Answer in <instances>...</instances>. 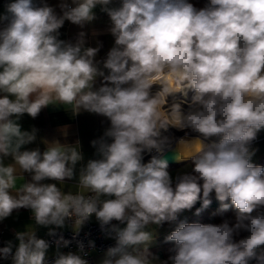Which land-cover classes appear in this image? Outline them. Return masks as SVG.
I'll return each instance as SVG.
<instances>
[{"label": "clouds", "instance_id": "1", "mask_svg": "<svg viewBox=\"0 0 264 264\" xmlns=\"http://www.w3.org/2000/svg\"><path fill=\"white\" fill-rule=\"evenodd\" d=\"M110 3L72 0L70 6L62 0L58 16L46 3L13 0L0 16L8 21L0 29V221L25 208L35 225L63 228L72 221L78 231L95 216L102 230L111 226L116 240L102 264H264V166L251 162L250 147L264 130V0H209L199 10L188 0ZM97 5L110 17L115 37L103 62L107 75L94 61L99 48L85 46L84 32L75 43L58 38L66 20L81 27L92 22ZM97 77L103 82L93 90ZM153 85L160 90L153 93ZM189 92L196 107L185 113L175 95L187 98ZM49 105L110 121L91 141L100 158L81 166L78 177L79 142L54 140L43 152L22 150L36 140V130H22L18 121L24 114L36 118ZM170 127L199 134L176 141V159H191L193 167L175 178L164 157L172 148L164 135ZM212 137L219 139L205 142ZM153 150L157 155L144 163V153ZM22 173L31 174V182L17 187ZM66 179H77L76 191L61 187ZM213 191L220 213L236 210L234 222H180L166 237L175 242L172 255L160 261L149 251L154 233L147 227L177 221L202 199L199 215ZM241 233L247 235L235 239ZM16 238L14 255L8 242L0 257L45 264L50 245L32 225ZM55 243L59 248L70 241L61 235ZM78 248L83 252L84 243ZM53 264L88 262L70 252Z\"/></svg>", "mask_w": 264, "mask_h": 264}, {"label": "crops", "instance_id": "2", "mask_svg": "<svg viewBox=\"0 0 264 264\" xmlns=\"http://www.w3.org/2000/svg\"><path fill=\"white\" fill-rule=\"evenodd\" d=\"M11 2H13V0H0V16L6 14V5ZM61 2L62 0H34V3L37 6H43V4L46 3L54 9L58 16L63 14L60 8ZM188 2L192 3L194 7L199 10L204 8L209 3V0H188ZM67 3L70 6H75L72 4V0H67ZM120 5L121 0H111L108 7L117 8ZM101 8V5H97L93 9L96 18L92 22L84 24L82 27L66 20L63 26L59 29L60 34L58 38L65 42L75 43L79 38V33L84 32L85 46L99 48L94 61L97 63L98 68L104 71L105 75H107L109 70L103 67V62L106 60L108 52L115 45V37L110 32V28L112 27L110 17L106 12L102 11ZM7 24L8 21L6 20L0 21V29L6 27ZM102 82L103 78L97 77L93 90L98 89L102 85ZM18 122L20 123L22 130H36V140L31 144L23 146L22 150H34L40 148L41 152H43L46 149L45 142L50 143L54 140H59L62 145H75L79 142L83 160L77 164V177L79 168L86 165L88 160L100 158L97 154L96 148L92 146L91 141L98 140L103 136L105 130L110 127V121L102 115L90 113L83 109H81L79 113L74 114L71 106L64 107L63 105H49L48 107L43 108L36 118L24 114ZM212 141L213 138L210 139V142ZM175 143L176 142L174 141L172 144ZM206 143L208 142L206 141ZM263 150L264 149L261 150L257 148L254 158L257 159L260 157ZM11 162L10 157L5 159L6 164ZM22 175L24 180L23 178L18 179L17 187H19L24 181L31 182V174L22 173ZM77 182V179H66L64 185H61V187L64 188L65 191H68L70 188L71 190L76 191L75 184ZM42 183H55V181L46 180ZM90 221L95 222L97 220L95 216H93ZM29 225L34 227L37 237L46 236L50 229L57 228L54 225L48 227L35 225L30 209L21 208L19 210H14L11 216L0 221V248L7 246L8 242H11L12 253H14L19 245L16 233L25 231ZM68 228L73 227L66 224L63 228L59 229L65 230ZM158 239H166V237H158ZM159 250V240L158 244L149 245V251L152 254H155ZM61 252V247L58 248L57 245H50L46 252V257ZM106 252L107 251H91L92 261L105 259ZM161 257L163 258V256ZM162 260H164V258ZM0 264H13L12 256H9L7 259L0 257Z\"/></svg>", "mask_w": 264, "mask_h": 264}, {"label": "built area", "instance_id": "3", "mask_svg": "<svg viewBox=\"0 0 264 264\" xmlns=\"http://www.w3.org/2000/svg\"><path fill=\"white\" fill-rule=\"evenodd\" d=\"M153 91V90H151ZM194 93H191L189 95V98L192 97ZM178 97V96H176ZM175 97V98H176ZM173 99V98H172ZM177 99V98H176ZM181 99H184L181 97ZM180 100V97H179ZM185 100V99H184ZM182 100L183 103L188 105H192L191 99L184 101ZM178 101V99H177ZM191 102V104H188L187 102ZM195 106V105H194ZM176 131H181V129H175ZM186 136H198V133H195L191 131L190 129L185 132ZM258 141V138L251 143L254 144L255 142ZM151 154L148 152L144 153V159L143 162L147 163L151 159ZM148 160V161H146ZM66 224L68 226H74L72 221H67ZM112 225H115L117 227L121 228L120 222L118 221H113ZM111 226H109L107 229L102 230L101 226L98 221L92 222V221H87L85 222L84 225L81 226V228L77 231L75 228H68L65 230L56 228L54 229L56 232L55 236H50L46 235L43 237H37L38 239H44L49 242V245H56L55 241L60 238L62 235L65 240H69L70 244L68 246H63L61 245L60 247L62 248V252L59 254H68V253H76L80 254L83 259H85L87 262L92 261V256H91V251H107L108 248L114 247L116 245V240L114 238V233H111ZM89 241L94 242V247L89 246ZM78 242H83L84 243V249L83 252H81L78 248ZM0 244H1V238H0ZM15 253V252H14ZM12 253V255H14ZM10 255V256H12ZM58 254H55L53 256L46 257V262L45 264H53L54 260L57 258Z\"/></svg>", "mask_w": 264, "mask_h": 264}, {"label": "rangeland", "instance_id": "4", "mask_svg": "<svg viewBox=\"0 0 264 264\" xmlns=\"http://www.w3.org/2000/svg\"><path fill=\"white\" fill-rule=\"evenodd\" d=\"M191 93L192 92H189V95H191ZM179 97H180V95H178V97H176L178 99L177 102H182V100H184V99H181V97H180V100H179ZM184 101H186V100H184ZM172 102H173V100L169 101V105ZM182 108H183L185 113L190 110L188 105H186L183 102H182ZM175 129H177V128L176 127H170L168 132L164 133V135H167V136L169 135V137L172 139L173 142L174 141L176 142L179 138L194 139V138L198 137V136H194V135L193 136H186L185 132H187L188 129H184L181 131H176ZM263 137H264V130H261L257 134L258 141L255 142V144H251V146H250L251 149H253L254 151H257V148H259L261 150L264 149V142L262 140ZM200 138L202 139V137H200ZM212 138H213V140H216V141H218V139H219V137H212ZM210 139L207 140L208 143H210ZM172 146H173V144H172ZM260 155H264V150L262 151V154H260ZM253 159H255L254 156L252 157V160ZM146 161H148V160H146ZM192 167H193V163L190 160L185 159V160L180 161L179 163H173V164L170 163L169 167H168V171L171 174V176L173 178H175V176L178 173L190 172ZM191 213H193V210H191V209L187 210L186 209V210H183L182 212H180L178 214L177 221H175V222H165L162 225L150 224L146 229V230L152 231L154 233V238H153V241L151 242L150 245L158 244V237H163V238L167 237L172 231L175 230V228L178 226V224L180 222H183L184 219L188 215H190ZM120 225H121V228L126 227V223L120 224ZM72 227L74 228V226H72ZM154 255L158 256L160 261H164V260H162L163 258L161 257L159 251L156 252ZM103 261H104V259L95 260V261L88 262V264H102Z\"/></svg>", "mask_w": 264, "mask_h": 264}, {"label": "trees", "instance_id": "5", "mask_svg": "<svg viewBox=\"0 0 264 264\" xmlns=\"http://www.w3.org/2000/svg\"><path fill=\"white\" fill-rule=\"evenodd\" d=\"M264 142V137L262 138ZM190 160L191 159H186ZM254 165L258 166H264V155H261L257 159L251 161ZM179 163V162H177ZM193 163V162H192ZM202 197V193H201ZM210 199L212 203L207 209H204L199 215L196 214V210L198 208H201L202 205V199L198 200L197 203L193 206L191 210H193V213L188 215L183 222L185 223H201V224H220L225 219H228L230 221L235 220L236 210L234 208H230L228 211L220 213L218 210L220 208V202L216 199L215 192L213 191L210 194ZM230 203V201H229ZM165 223V222H164ZM247 233H241L239 237H236L235 239H240L246 236ZM160 242V250L159 253L161 256H163L164 261L168 260V257L172 255L170 249L175 247V242L172 241H166V239H158ZM252 264H255V261L252 262Z\"/></svg>", "mask_w": 264, "mask_h": 264}, {"label": "bare ground", "instance_id": "6", "mask_svg": "<svg viewBox=\"0 0 264 264\" xmlns=\"http://www.w3.org/2000/svg\"><path fill=\"white\" fill-rule=\"evenodd\" d=\"M151 90H153V93H155V92H157V91H159L160 90V86L159 85H153V87H152V89ZM178 95H180L179 93H177L176 95H175V97L176 96H178ZM180 97H182L181 95H180ZM174 99V97L173 96H169L168 97V104H169V101H172L173 99ZM182 98H184V97H182ZM185 100H189V99H191V98H189V96L187 97V98H184ZM175 100H177L176 98H175ZM188 104H191V102L189 101V102H187ZM165 107H167V105L165 106ZM195 107L196 106H194L193 104L192 105H190V110H194L195 109ZM169 136V135H168ZM149 154H151L150 156H152V155H157V153L155 152V150H153L151 153H149ZM177 155H178V151H177V149H176V153H175V156L177 157Z\"/></svg>", "mask_w": 264, "mask_h": 264}, {"label": "water", "instance_id": "7", "mask_svg": "<svg viewBox=\"0 0 264 264\" xmlns=\"http://www.w3.org/2000/svg\"><path fill=\"white\" fill-rule=\"evenodd\" d=\"M175 153H176V143L173 144L171 150H168L164 153V157L168 160V163H177V162H180L182 160H177L176 159V156H175Z\"/></svg>", "mask_w": 264, "mask_h": 264}, {"label": "flooded vegetation", "instance_id": "8", "mask_svg": "<svg viewBox=\"0 0 264 264\" xmlns=\"http://www.w3.org/2000/svg\"><path fill=\"white\" fill-rule=\"evenodd\" d=\"M177 101V100H176Z\"/></svg>", "mask_w": 264, "mask_h": 264}]
</instances>
